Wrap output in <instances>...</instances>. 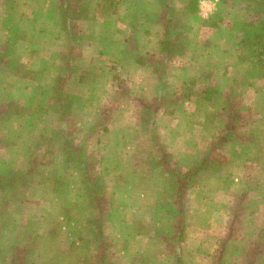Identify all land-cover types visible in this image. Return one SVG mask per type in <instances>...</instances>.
<instances>
[{
  "label": "rangeland",
  "instance_id": "1",
  "mask_svg": "<svg viewBox=\"0 0 264 264\" xmlns=\"http://www.w3.org/2000/svg\"><path fill=\"white\" fill-rule=\"evenodd\" d=\"M261 10L0 0V264H264Z\"/></svg>",
  "mask_w": 264,
  "mask_h": 264
},
{
  "label": "trees",
  "instance_id": "2",
  "mask_svg": "<svg viewBox=\"0 0 264 264\" xmlns=\"http://www.w3.org/2000/svg\"><path fill=\"white\" fill-rule=\"evenodd\" d=\"M257 6H259V7H262V5H260V4H258ZM70 10V9H69ZM80 12V11H79ZM261 12H263L264 13V10H261ZM72 14V13H71ZM76 14H74V16H75ZM249 38L247 37V39L245 38V36L243 37V40H242V43H243V41H244V45H245V47H248L249 46ZM166 44H168L169 46L171 45L170 43H169V41L168 42H166V40L164 41ZM164 42H163V44H164ZM248 43V44H247ZM261 47H264V45H262ZM259 49V48H258ZM163 52H165V53H167V52H170V51H168V49H167V47L166 48H164L163 49ZM256 54V57L258 58V62L256 63V65H257V67L259 68V70H261V71H264V48H261L260 50H254L253 51V54ZM258 53V54H257ZM251 68H252V65H251ZM91 195V193L89 194V196ZM90 198L91 199H94V200H96V198H97V194H93V195H91L90 196ZM181 227H182V231H184L185 229H186V226H184L183 224H181Z\"/></svg>",
  "mask_w": 264,
  "mask_h": 264
},
{
  "label": "crops",
  "instance_id": "3",
  "mask_svg": "<svg viewBox=\"0 0 264 264\" xmlns=\"http://www.w3.org/2000/svg\"><path fill=\"white\" fill-rule=\"evenodd\" d=\"M159 9H160V10H164V8H162V7H160Z\"/></svg>",
  "mask_w": 264,
  "mask_h": 264
}]
</instances>
